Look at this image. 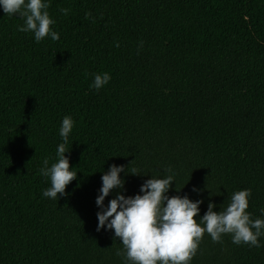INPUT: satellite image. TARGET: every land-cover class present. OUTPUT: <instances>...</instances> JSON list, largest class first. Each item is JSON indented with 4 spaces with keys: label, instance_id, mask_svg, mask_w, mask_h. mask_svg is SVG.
Returning <instances> with one entry per match:
<instances>
[{
    "label": "trees",
    "instance_id": "obj_1",
    "mask_svg": "<svg viewBox=\"0 0 264 264\" xmlns=\"http://www.w3.org/2000/svg\"><path fill=\"white\" fill-rule=\"evenodd\" d=\"M47 2L56 41L35 42L18 31L23 18L0 11V264H122L119 239L96 229L109 164L146 173H121L124 195L171 167L168 195L201 199L199 215L247 188L259 217L264 0ZM103 72L111 79L94 90ZM65 115L77 176L55 201L42 196L50 183L38 169L54 162ZM258 239L250 248L205 233L190 264H264Z\"/></svg>",
    "mask_w": 264,
    "mask_h": 264
},
{
    "label": "clouds",
    "instance_id": "obj_2",
    "mask_svg": "<svg viewBox=\"0 0 264 264\" xmlns=\"http://www.w3.org/2000/svg\"><path fill=\"white\" fill-rule=\"evenodd\" d=\"M48 6L47 0H0V11L23 18L18 31L32 33L35 42L46 37L51 41L59 39V34L50 27L55 20L49 16ZM110 79L108 72L94 74L90 86L99 90ZM73 127L72 117L63 116L55 160L49 165L46 157L38 169L50 183L42 196L51 200L57 201L58 194L64 196L66 185L77 176L65 155L70 149L66 145ZM127 167L109 164L107 171H101V184L95 196L96 229L112 230L114 239H119L122 248L115 254L121 257L122 264H190L205 233L214 243L230 235L235 245L262 246L258 238L264 236V208L259 210V217L252 218L247 211L250 189L234 191L218 211L213 210L216 206L209 201L203 215H199L201 199L192 200L187 194L168 195L170 185L175 182L171 167L165 169L168 174L163 177L150 175L139 185L138 193L124 195L125 180L121 173L146 174L136 169L126 171ZM191 190L197 194L200 191L196 186ZM110 193L113 195L105 205V197Z\"/></svg>",
    "mask_w": 264,
    "mask_h": 264
}]
</instances>
